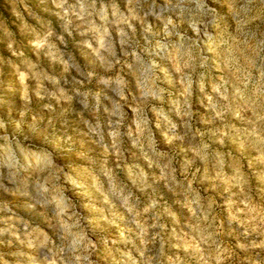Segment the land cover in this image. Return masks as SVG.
Wrapping results in <instances>:
<instances>
[{"label": "rangeland", "instance_id": "374dc122", "mask_svg": "<svg viewBox=\"0 0 264 264\" xmlns=\"http://www.w3.org/2000/svg\"><path fill=\"white\" fill-rule=\"evenodd\" d=\"M0 264H264V0H0Z\"/></svg>", "mask_w": 264, "mask_h": 264}]
</instances>
